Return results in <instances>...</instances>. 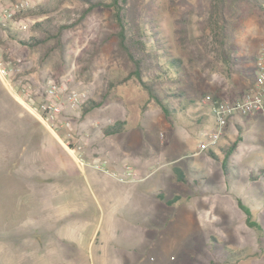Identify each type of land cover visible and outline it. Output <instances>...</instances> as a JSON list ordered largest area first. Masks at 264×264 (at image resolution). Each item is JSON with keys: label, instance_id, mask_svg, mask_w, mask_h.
<instances>
[{"label": "rangeland", "instance_id": "rangeland-1", "mask_svg": "<svg viewBox=\"0 0 264 264\" xmlns=\"http://www.w3.org/2000/svg\"><path fill=\"white\" fill-rule=\"evenodd\" d=\"M28 1L24 11L42 6L52 12L18 16L15 31L23 37L40 35L31 28L34 22L82 7L67 0ZM140 1L170 53L185 59L181 88L199 100L172 123L132 79L115 84L100 107L82 114L87 98H98L130 68L117 43L112 8H96L58 41L3 42L5 51L22 57L37 94L53 80L85 96L62 108L54 134L0 89V264H264V176L249 177L264 167L262 118H237L243 140L228 172L206 151H217L225 135L239 133L228 121L210 144L211 107L214 98H234L252 85L254 58L264 43V10L241 21L234 58L225 66L218 64L209 13L189 14V35L204 55L190 64L176 39V20L197 0ZM119 120L125 121L121 132L103 135L102 127ZM174 166L185 181L176 178ZM237 199L252 209L261 228L245 223ZM224 245L246 255L226 263L220 256Z\"/></svg>", "mask_w": 264, "mask_h": 264}, {"label": "trees", "instance_id": "trees-1", "mask_svg": "<svg viewBox=\"0 0 264 264\" xmlns=\"http://www.w3.org/2000/svg\"><path fill=\"white\" fill-rule=\"evenodd\" d=\"M59 1L63 2L66 0ZM67 1L78 2L82 7L81 9H76L74 12L66 10L64 15L59 17L48 16L44 20L34 22L31 28L40 31V35L38 36L23 37L8 26H3L0 29V50L3 56L8 57L10 55L9 52L2 48V44L7 38L23 46H36L45 44L50 40L58 41L65 30L82 24L89 13L96 8H112L113 19L116 24L115 36L117 43L126 60L130 63V68L119 79L109 81L99 93L98 98H87L81 107L82 114L100 107L115 84L124 83L131 79L135 80L143 88L147 95V101L154 103L171 123L176 119L178 112L186 113L189 108H195L198 105V98L188 95L187 91L181 88V77L186 72L185 59L182 55H172L170 53L165 39L160 34V30L157 28L152 15L147 12V7L144 6L142 1ZM176 2L183 5L185 3L188 4L189 0H176ZM196 7L198 9L194 12V8ZM51 10V7L37 6L17 13L15 19L18 16L46 15L50 14ZM262 10H264V0H197L195 7L190 5L188 11L184 15H180L176 20L178 24L176 29L177 42L182 51L188 50L190 56H187L190 64L193 60L201 56L204 57L203 51L196 44V39L189 35V14L201 15L203 12H208L209 17L212 19L210 23L214 24L218 35V64H221V66L228 65L236 52V47L233 43L235 38L234 33L239 28L241 21L251 13ZM22 74L28 77V69L24 68ZM43 86L39 87L42 91ZM5 94L3 93L5 99L10 101L12 98L15 100L10 93ZM12 99L11 103L14 102ZM214 100L217 99L214 98ZM204 122L205 117H201V119L196 121L199 125ZM124 125V120L114 121L102 127L101 131L103 135L115 134L121 132L124 129ZM235 125L239 132L235 137L231 138L229 135H225L227 141L218 144L217 151L211 148L206 149L208 154L220 160L224 172H228V160L235 154L239 143L243 140L241 134L243 125L237 121ZM173 171L179 181L186 180L185 174L180 167L174 166ZM262 176H264V167H260L258 171L251 170L249 174L250 179L253 180H259ZM236 201L245 214V223L249 226L261 228L258 223L252 220V209L242 200L237 199ZM170 202H174V199L170 200ZM211 239L213 241L216 238L215 236H211ZM210 243L212 242L210 241ZM246 252L242 248L233 249L224 245L220 256H223L226 263H234L244 257Z\"/></svg>", "mask_w": 264, "mask_h": 264}, {"label": "built area", "instance_id": "built-area-1", "mask_svg": "<svg viewBox=\"0 0 264 264\" xmlns=\"http://www.w3.org/2000/svg\"><path fill=\"white\" fill-rule=\"evenodd\" d=\"M28 0H0V29L3 26L15 29V15L28 8ZM12 26V27H11ZM1 33V31H0ZM22 57L10 54L4 57L0 50V79L11 96L24 109L32 113L48 130L56 134L60 125L59 115L67 104L70 107L80 104L85 91L70 89L51 80L44 85L43 93L37 94L30 79L22 74ZM64 93V98H63ZM214 128L207 134L210 144H214L223 134L230 118L257 115L263 120L264 136V43L255 58V71L252 85L234 98L218 99L212 103ZM67 123V121H65Z\"/></svg>", "mask_w": 264, "mask_h": 264}, {"label": "crops", "instance_id": "crops-1", "mask_svg": "<svg viewBox=\"0 0 264 264\" xmlns=\"http://www.w3.org/2000/svg\"><path fill=\"white\" fill-rule=\"evenodd\" d=\"M0 89L2 90L3 93H6L5 95H7L9 93L8 89L6 88V86L4 85V83L2 82V80L0 79ZM11 95V94H10ZM251 116V115H250ZM228 121H232L233 125H235V122H239L237 119L235 118H230ZM241 123V122H239ZM228 125V124H227Z\"/></svg>", "mask_w": 264, "mask_h": 264}]
</instances>
